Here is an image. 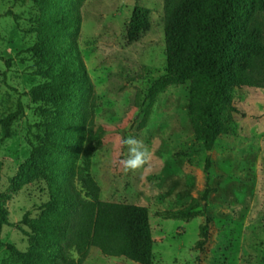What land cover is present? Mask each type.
<instances>
[{
	"label": "rangeland",
	"instance_id": "rangeland-1",
	"mask_svg": "<svg viewBox=\"0 0 264 264\" xmlns=\"http://www.w3.org/2000/svg\"><path fill=\"white\" fill-rule=\"evenodd\" d=\"M136 5L151 9V28L138 41L128 42ZM9 9L19 15L17 23L5 16ZM37 14L33 0H0V55L11 59L9 68L0 59V191L8 195L10 223L2 227L0 239L21 251L30 245L29 229L21 224L24 214L39 216L53 189L39 177L13 191L9 180L38 143L35 125L45 118L40 111L44 105L24 94L46 81L33 74L45 65L32 49ZM164 16L165 0H84L80 8L77 47L100 97L95 123L108 127L95 144L90 169L100 198L148 208L153 264H264V83L256 91L235 89L233 100L245 116L231 124L232 131L221 135L210 153L201 152L193 163L174 157L193 130L188 84L167 72ZM19 104L23 113L13 120L12 135L4 138L2 120ZM129 135L142 140L151 157L143 169L125 173L119 160L126 157L127 148L118 140ZM208 155L212 163L206 171ZM208 187L212 191L201 208L204 215L165 217V211L185 206ZM207 216L212 217L210 239L198 250L199 227ZM0 264L22 263L0 245ZM84 264L140 263L91 248Z\"/></svg>",
	"mask_w": 264,
	"mask_h": 264
},
{
	"label": "trees",
	"instance_id": "trees-1",
	"mask_svg": "<svg viewBox=\"0 0 264 264\" xmlns=\"http://www.w3.org/2000/svg\"><path fill=\"white\" fill-rule=\"evenodd\" d=\"M33 1L38 14L32 21L31 32L37 33L32 49L45 63L33 74L46 81L24 94L32 103L44 105L40 111L45 118L35 125L38 143L9 180L13 191L39 177L53 189L39 216L31 217L27 211L21 220L29 229L28 249L21 251L1 239L0 245L22 264H84L91 248L107 256L153 264L148 208L101 199L100 186L90 172L95 144L108 127L95 123L100 97L76 42L84 0ZM5 16L16 23L20 18L11 9ZM150 28L151 9L136 5L127 41H138ZM164 34L167 72L188 84L187 110L193 130L173 156L193 163L201 152L210 153L221 135L232 131L231 124L239 116H245L233 100L235 89L256 91L264 83V0H165ZM0 59L11 66V59L1 55ZM21 113L19 104L17 111L2 120L4 138L12 135V122ZM60 163L62 168H58ZM211 163L208 155L206 171ZM211 191L208 187L185 206L165 211V217L204 215L201 208L207 206ZM7 196L0 191V236L2 227L10 224ZM211 222L207 216L200 225L196 249L203 250L209 242Z\"/></svg>",
	"mask_w": 264,
	"mask_h": 264
},
{
	"label": "clouds",
	"instance_id": "clouds-1",
	"mask_svg": "<svg viewBox=\"0 0 264 264\" xmlns=\"http://www.w3.org/2000/svg\"><path fill=\"white\" fill-rule=\"evenodd\" d=\"M118 142L127 148L126 157L119 160V165L125 173L136 172L148 164L151 153L142 140L129 135L119 138Z\"/></svg>",
	"mask_w": 264,
	"mask_h": 264
}]
</instances>
